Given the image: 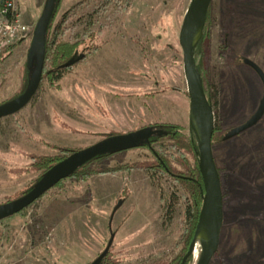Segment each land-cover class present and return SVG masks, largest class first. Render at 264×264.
I'll return each instance as SVG.
<instances>
[{
  "label": "rangeland",
  "instance_id": "1",
  "mask_svg": "<svg viewBox=\"0 0 264 264\" xmlns=\"http://www.w3.org/2000/svg\"><path fill=\"white\" fill-rule=\"evenodd\" d=\"M47 0H18L30 26L0 63V107L19 99L35 75L32 42ZM193 0H63L55 24L66 41L84 40V59L54 89L44 79L30 104L0 119V207L36 185L40 159L94 146L154 124L183 129L182 142L127 150L91 163L88 180L68 179L35 207L0 221V264H92L108 250L118 264H174L187 245V193L193 124L179 43ZM93 20L92 37L85 35ZM54 24V25H55ZM210 38L195 56L220 140L213 147L224 225L211 264H264V117L229 140L257 113L264 95V0H214ZM224 137V138H223ZM223 138V141H221ZM169 172L158 167L159 159ZM123 171H116L120 170ZM104 171H111L104 173ZM205 243L197 240V264Z\"/></svg>",
  "mask_w": 264,
  "mask_h": 264
},
{
  "label": "water",
  "instance_id": "2",
  "mask_svg": "<svg viewBox=\"0 0 264 264\" xmlns=\"http://www.w3.org/2000/svg\"><path fill=\"white\" fill-rule=\"evenodd\" d=\"M57 0H47L43 14L36 26L32 42V53H36L35 75L28 90L11 104L0 107V119L15 115L26 108L36 96L43 77L46 31ZM214 0H193L187 10L180 31L179 43L183 52L184 72L187 81L188 94L191 104L192 120L199 141V169L203 179L205 196L203 207L199 216L196 231L189 250L181 264L187 262L194 256L197 240L203 231H206L207 243L203 249L201 258L197 264H211L220 248L221 233L224 225L223 191L221 178L218 172L214 151L213 136L215 134V115L212 104L206 95V90L201 82L197 70L195 49L199 43L202 32ZM253 70L259 75L264 87V72L253 62H248ZM264 117V95L257 113L244 126L235 132L229 133L225 140L255 127ZM153 135L150 130H141L125 135L106 138L89 148L79 150L54 166L38 183L34 190L27 196L9 205L0 207V221L13 217L28 209L48 192L54 189L60 182L67 179L82 165L98 155L122 150L126 147ZM113 243V238L110 245ZM108 251V250H107ZM104 252L99 261L107 253Z\"/></svg>",
  "mask_w": 264,
  "mask_h": 264
},
{
  "label": "trees",
  "instance_id": "3",
  "mask_svg": "<svg viewBox=\"0 0 264 264\" xmlns=\"http://www.w3.org/2000/svg\"><path fill=\"white\" fill-rule=\"evenodd\" d=\"M63 0H57L53 14L51 16L50 22L47 27L46 31V44H45V59H44V71H43V77L42 82L44 79H46L49 82V85L54 89H59V83L63 79L66 72L71 71L74 67L79 65L84 59H86L85 54H80L79 49H81L82 44L84 43V40H77V41H66L64 39V30L63 26L67 22V19L70 15V12L66 13L61 22L56 25L55 21L58 15V12L60 10V6ZM210 11L208 13V17L202 32L201 39L199 43L196 46L195 49V56L201 54L203 50V46L206 44V42L210 38V27H209V17H210ZM55 24V25H54ZM93 20H89L87 22V31L85 35H90V37L93 36L91 34V28L93 27ZM24 41H21L14 46H11L7 48L5 51L0 53V63L7 59L11 51L18 45L22 44ZM35 65H36V58H35ZM198 74L200 76L201 82L203 84V76H202V68L201 66L197 65ZM41 82V84H42ZM204 86V85H203ZM206 95L209 99V102L212 104L211 98L209 97L207 91ZM213 106V104H212ZM141 130H150L153 132V135H151L149 138L144 139L140 142H138L135 145L126 147L122 150L114 151V152H108L101 155L96 156L95 158L91 159L84 165H82L80 168H78L75 172H73L67 179L60 182L55 188L63 189V185L68 179H82V180H88L89 178L95 176L98 174L95 170H87L86 168L93 162L104 160L114 154L127 151V150H135V149H148L152 153H154L156 156H159V152H157L156 147L163 145L165 142H182L184 135H183V129L175 124H154L150 127L143 128ZM109 137H112L109 136ZM108 137V138H109ZM224 138V137H223ZM223 138H221V141H223ZM188 142V148L191 154L193 155L195 159V166L194 168L190 169L188 171L187 175L176 173L174 174V177L178 179L182 184L184 185V188L187 193V202H186V211L185 214L188 218L189 223V238L187 240V245L185 246V249L182 251L181 255L173 262L174 264H181L183 258L187 254L190 244L193 240L196 227L198 224L199 216L203 207V201L205 196V189L203 184V179L200 173L199 169V141L197 134L195 132L194 126L191 124L190 126V138ZM220 136L218 129L215 130V134L213 136L212 144L213 147L219 142ZM77 151L71 150V149H61L58 157H46L43 159H40L37 163L34 164V167L38 171L41 172L40 177L37 180L36 185L31 187L27 192L24 193L23 197L30 194L34 188L38 185V183L44 178V176L57 164L71 156ZM159 166L166 171L169 172L168 165L164 162L163 159H159ZM116 171H123L121 168L120 170ZM111 171H104V173H110ZM219 172V170H218ZM220 175V172H219ZM221 178V175H220ZM22 197V198H23ZM40 200H38L36 203H34L30 207H35ZM29 207V208H30ZM108 251L105 254V256L99 261L98 264H118V262H115L111 258V253L109 250H111L112 245H108ZM102 255V254H101ZM101 255L92 263L94 264ZM188 263V262H187Z\"/></svg>",
  "mask_w": 264,
  "mask_h": 264
},
{
  "label": "built area",
  "instance_id": "4",
  "mask_svg": "<svg viewBox=\"0 0 264 264\" xmlns=\"http://www.w3.org/2000/svg\"><path fill=\"white\" fill-rule=\"evenodd\" d=\"M18 0H0V53L27 39L30 26L22 20Z\"/></svg>",
  "mask_w": 264,
  "mask_h": 264
},
{
  "label": "bare ground",
  "instance_id": "5",
  "mask_svg": "<svg viewBox=\"0 0 264 264\" xmlns=\"http://www.w3.org/2000/svg\"><path fill=\"white\" fill-rule=\"evenodd\" d=\"M199 240H201L204 243H207V235H206V231H203L202 234L199 237Z\"/></svg>",
  "mask_w": 264,
  "mask_h": 264
}]
</instances>
